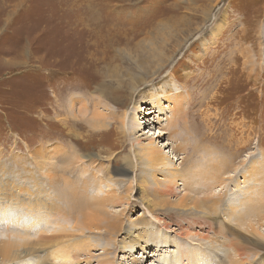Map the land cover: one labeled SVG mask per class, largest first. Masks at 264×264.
I'll return each instance as SVG.
<instances>
[{
    "label": "rangeland",
    "instance_id": "374dc122",
    "mask_svg": "<svg viewBox=\"0 0 264 264\" xmlns=\"http://www.w3.org/2000/svg\"><path fill=\"white\" fill-rule=\"evenodd\" d=\"M216 22H224L223 30L204 49L202 42H210L209 31ZM91 38H107L97 41L113 55L112 63L93 73L88 61ZM182 39L186 40L171 55L172 41L178 44ZM164 41L170 43L164 52V58L171 55L168 65L128 102L130 61ZM95 83L105 87L99 111L108 125L94 130L97 135L89 138L88 128L78 126L85 123L81 114L74 112L78 118L71 117L68 100L73 97L75 106L87 100L91 109L90 97L97 95L91 88ZM140 92H145V102ZM263 106L264 0H0V166L10 170L11 179L37 180L55 197L57 163L71 156L74 163L83 161L79 156L88 155L100 159L92 166L101 171L103 183L125 195L128 178L114 171L125 167L126 156L131 159L132 146L149 145L165 156L163 168L180 171L182 176L173 185L176 197L221 200L218 214L207 217L169 218L155 208L153 215L171 228L163 235L155 231L156 225L143 210L142 191L134 187L124 225L149 236L131 249L111 246L113 264H134L133 259L158 264L165 255L168 263L171 254L167 252L175 249L177 256L185 251L192 264H200L198 260L206 264L207 253L218 257L216 264H230L231 250L222 235L214 234L218 230L228 237L236 231L239 238H249L258 252L252 258L255 264L264 258V221L257 217L258 212L264 215ZM145 108L151 112L140 120L144 116L139 110ZM124 112L126 134L137 127L131 136L120 128ZM179 112L182 115L175 119L184 117L181 125L173 118ZM132 113L140 117L137 126L135 120L131 122ZM62 119L71 120L65 121L71 127L58 121ZM130 171L138 174L135 168ZM16 207L30 226L11 229V234L36 239L60 226L71 227L57 212ZM176 224L192 235L188 236L191 242L175 235ZM201 236L212 244L200 241ZM121 238L122 234L116 237ZM162 238L170 244L164 245ZM103 245L104 240L98 242L95 256L101 255ZM182 259L179 256L178 262H185ZM10 264H35V260L30 257Z\"/></svg>",
    "mask_w": 264,
    "mask_h": 264
},
{
    "label": "bare ground",
    "instance_id": "6f19581e",
    "mask_svg": "<svg viewBox=\"0 0 264 264\" xmlns=\"http://www.w3.org/2000/svg\"><path fill=\"white\" fill-rule=\"evenodd\" d=\"M223 23L216 22L211 28L209 31L210 42H202L204 49L216 41V38L223 30ZM87 31L90 30L88 29ZM189 35H191V33ZM102 39L104 40L107 38L89 39V43L91 42V54L89 53L90 55H88V57L90 56L88 61L91 63L92 73L113 62V55L110 57V54L106 52L107 47L103 43L97 41ZM176 40H173L171 43L170 47L174 48L171 55L173 52L175 53L186 39H182V42L174 44V41L176 42ZM168 41H164L159 48L155 47L144 52L141 56L136 55V58L130 61L133 74L129 77V82L127 84L129 94L128 102L139 87L147 82H152L155 76L160 74L159 72L165 69L164 67L168 65L167 63L171 55H167L164 58V52L168 50L169 47L167 46L170 45V43L166 44ZM131 57L132 55L130 58ZM197 59H200V56H198ZM146 76L148 77L147 80L145 79L147 78ZM91 88H94L95 92H97L96 96L93 98L90 97L91 109H89L86 104L87 100H79L81 102L80 106H75V100L73 97H70L68 100V109L71 117H73V119L78 118V116L74 115V112L81 114V118H83L85 123L79 124L78 126H82L84 129L88 128L86 132L88 133L89 138L94 136V134L95 136L97 135L94 130L99 127L106 128L108 125L101 121L103 114L99 111V104L103 101L101 96L104 95L105 87L103 86L99 88L96 85L95 87L91 86ZM143 93L145 92H140L139 94ZM141 96L144 101L145 95L143 94ZM142 100H139L138 102H143ZM138 107L141 108L142 106L140 105ZM145 110L146 108L144 110H139L141 111V116H144L142 119L138 117V113H132L130 117L131 122L132 120H135L137 126V121L139 119L144 120L146 114L151 112H145ZM67 114L69 115L68 111ZM180 114L181 112L174 115L173 118H177ZM125 116L127 115L124 112L121 118V126H119L126 134ZM183 119L184 117H182V120ZM66 120L71 122L69 119ZM66 120L62 119L58 121L64 123L66 128H70L71 124H67ZM182 120L179 117L177 120L175 119L174 123L181 125ZM182 125H184V122ZM136 128L137 127L133 126L126 136H131L130 134L137 130ZM213 136L216 135L213 134ZM129 151L131 153V159H128L129 157L126 156L123 160L125 167L121 168L119 171H114V175H122L128 178V185L125 188L127 192L125 195H122L121 192H116L109 183L106 185L103 183L101 171L94 169L95 167H93L94 165L96 166V162L100 160L96 156V161L90 159V156L88 155H83V157L79 156L83 161L77 160L74 163L73 157L71 156L57 163V196L55 195V197L50 195V191L47 192L40 187L37 180H21L16 182L15 179H11V176H9L11 174L10 170L0 166V175H4V177L0 176V235L3 237H0V264H10L30 257L34 258L35 264H53L54 260L58 262L57 264H113V258L109 257V255L114 254L113 250H110L111 246L118 247L120 250H125L126 248L131 249L139 246L143 239L149 236L147 232L144 235L135 233L130 227L124 225V215L134 200H132V191L134 187L138 191H142L145 198V202H141L144 203L143 210L147 214L151 224L156 225L158 231H155L158 232V234L163 233V235H166L171 228H169V225L166 222L153 215L155 208H160L161 215L168 216L169 218L175 216L177 218L187 219L195 218L197 216L207 217L209 213L212 214V216L218 214L219 209L217 210V208H220L221 200L215 198L216 196H212V198H209L211 196H208V198L203 197L202 199L199 197L200 200L195 196L186 194L179 198L175 196L173 185L178 179L180 180L182 175L177 169L163 168L166 165L165 156L159 153L154 147L140 145L135 149L132 146ZM73 156H75V154ZM84 157L87 159H84ZM99 163H101V161H99ZM138 165L143 167L139 168L137 167ZM131 168H135L136 172L138 171V174L133 173V171L132 174H130ZM106 169V174H109ZM215 169L216 167L212 166L209 170L213 171ZM76 172L78 173V176L76 175ZM220 172V170H216L214 178L218 179ZM7 175L9 177H5ZM109 180L111 179H108V181ZM26 183L31 185H27ZM92 190H94L93 193L90 192ZM31 203L33 204L31 205ZM16 205L29 208L30 210L39 213H42V210L52 215L57 212L58 215H62L64 219L68 220L66 222L70 221L72 223L71 227L68 229L67 226H60L53 233L49 235H44L42 233L43 235L40 234L41 236L36 239H31L28 236L25 237L21 234H11V229L18 231V228L20 227H24V230L30 226L27 223L26 215H24L23 211H17L18 207H16ZM206 205L207 207H205ZM113 209H119L118 213L112 211ZM257 217L259 221H264V215L262 212H258ZM215 223L218 225L219 221H215ZM176 226L179 232L175 233V235L191 242L190 237H188L191 234L188 231L186 232L182 226L177 224ZM250 228L253 233V231H255L253 226H250ZM3 231H8V233H3ZM180 232H183V234ZM234 232L230 237H228L229 234L227 235V232L225 231L218 230L214 233L218 236L222 235L221 237L226 239L227 247L231 250V254L228 256L231 259L230 264H255L252 258L257 256L258 252L252 248L251 240L243 236L239 238V235L236 236ZM121 234L123 235V238L117 241L116 237ZM193 237L197 238L198 236ZM162 239L161 241L164 245L170 244L168 239ZM102 240H104V245L101 247L102 253L100 256H95L93 251L98 247V242ZM199 240L204 241L209 245L212 244L210 240L207 241L206 237L201 236ZM176 248L181 251L185 250L182 246L181 248H178V245H176ZM141 249L144 251V247H141ZM167 253L171 254L169 260L167 259L169 264H192L189 261V258H187L188 256L185 251L182 253L183 255H179L181 258L183 257L182 260L185 262H178L179 256L176 255V249L175 251H168ZM48 254L52 258L51 260H48ZM165 256H162L163 259L158 264H168L165 262L167 258ZM209 256L212 257L210 258ZM217 259V256L213 254L208 255L207 253L203 262L205 261L206 264H216ZM132 261L134 264H140L138 260L133 259ZM194 262H197V260ZM198 262L201 264V260H198ZM263 263L264 258H259L257 264Z\"/></svg>",
    "mask_w": 264,
    "mask_h": 264
}]
</instances>
